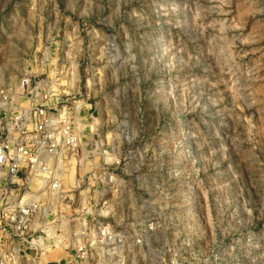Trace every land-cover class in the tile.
Instances as JSON below:
<instances>
[{
  "label": "rangeland",
  "instance_id": "obj_1",
  "mask_svg": "<svg viewBox=\"0 0 264 264\" xmlns=\"http://www.w3.org/2000/svg\"><path fill=\"white\" fill-rule=\"evenodd\" d=\"M24 77L122 161L125 244L87 264H264V0H0V90L22 106ZM147 220L152 244L127 243Z\"/></svg>",
  "mask_w": 264,
  "mask_h": 264
},
{
  "label": "built area",
  "instance_id": "obj_2",
  "mask_svg": "<svg viewBox=\"0 0 264 264\" xmlns=\"http://www.w3.org/2000/svg\"><path fill=\"white\" fill-rule=\"evenodd\" d=\"M41 85L20 80L25 106L0 90V264H41L49 251L65 253L52 264H87L89 244H125V229L112 222L126 183L122 161L83 140L80 102L64 94L55 103ZM150 223L126 242L152 244Z\"/></svg>",
  "mask_w": 264,
  "mask_h": 264
},
{
  "label": "bare ground",
  "instance_id": "obj_3",
  "mask_svg": "<svg viewBox=\"0 0 264 264\" xmlns=\"http://www.w3.org/2000/svg\"><path fill=\"white\" fill-rule=\"evenodd\" d=\"M77 120H78V119H77ZM77 122H78V121H77ZM79 127L82 128V127L80 126V124H79Z\"/></svg>",
  "mask_w": 264,
  "mask_h": 264
}]
</instances>
